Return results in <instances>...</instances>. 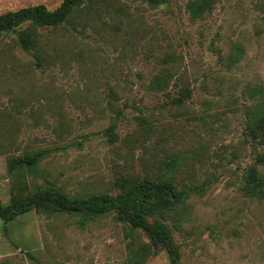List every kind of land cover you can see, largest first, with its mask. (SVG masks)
I'll return each mask as SVG.
<instances>
[{"label":"rangeland","instance_id":"obj_1","mask_svg":"<svg viewBox=\"0 0 264 264\" xmlns=\"http://www.w3.org/2000/svg\"><path fill=\"white\" fill-rule=\"evenodd\" d=\"M64 0H0V15ZM193 0H88L71 22L40 29L44 62L0 35V203L52 184L70 195L107 194L125 176H156L180 158L181 184L204 187L174 232L179 264H264V199L246 194V174L264 145L249 135L247 110L264 86V0H215L202 18ZM243 53L233 66L235 48ZM169 72L163 90L152 80ZM191 98L179 104L180 90ZM115 125V137L108 130ZM44 152L25 176L7 160ZM149 242L116 211L82 224L36 209L0 218V264H135L130 242ZM144 264H174L157 245Z\"/></svg>","mask_w":264,"mask_h":264},{"label":"trees","instance_id":"obj_2","mask_svg":"<svg viewBox=\"0 0 264 264\" xmlns=\"http://www.w3.org/2000/svg\"><path fill=\"white\" fill-rule=\"evenodd\" d=\"M88 0H64L55 10L50 11L40 4L9 11L0 15V35L13 34L14 42L26 52L37 57V66L44 62L40 29L58 28L69 24L75 12L83 9ZM215 0H193L188 4L192 18H202L213 8ZM151 6H159L168 0H146ZM243 53L241 46L235 48L229 58V65L236 64ZM170 73L163 72L152 80L155 89L163 90L170 81ZM257 99L247 110V126L255 145H264V86L256 85L250 89ZM188 87L180 90L177 102L184 104L191 98ZM115 137V125L108 130ZM44 152L23 153L10 156L7 160L8 171L15 176H25L33 171ZM257 162L264 164V154L258 153ZM180 158L172 157L163 162V168L156 176H125L114 182L118 194L70 195L52 184L50 188H38L25 193L24 188L11 197L8 205L0 203V218L11 222L20 215L33 209L46 214L67 213L79 217L82 224L95 220L109 212L116 211L117 219L129 225L133 232L140 230L148 237L149 242L133 240L129 244L131 259L135 264H144L153 254L157 245L164 246L173 260L179 264L181 254L174 232L180 230L192 216V206L188 199L194 194H201L204 187L181 184L176 172ZM246 194L264 199V172L253 166L246 174Z\"/></svg>","mask_w":264,"mask_h":264}]
</instances>
